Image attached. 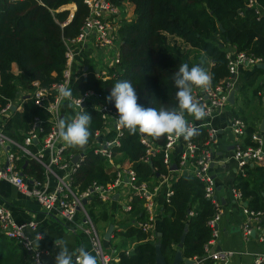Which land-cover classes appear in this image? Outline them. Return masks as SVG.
I'll return each instance as SVG.
<instances>
[{"label": "trees", "instance_id": "16d2710c", "mask_svg": "<svg viewBox=\"0 0 264 264\" xmlns=\"http://www.w3.org/2000/svg\"><path fill=\"white\" fill-rule=\"evenodd\" d=\"M109 1L117 6L128 1L133 7L131 20L119 31L120 63L110 71L108 80L89 75L75 82L72 86L74 96L91 90L100 94L104 103L116 112L114 103L108 102L106 97L115 83L129 81L136 89L139 105L172 110L178 106L174 79L181 64L204 68L205 57L210 64V87L228 78L226 54L230 50L259 58L264 65V0H254L256 7H249V0ZM70 5H74L71 18L67 8ZM86 17L83 0H0V107L8 101H15L19 88L30 90L32 82L37 81L42 87L49 88L60 81L65 65L64 42L79 34ZM166 35L183 40L204 57L197 55L198 61L189 62L188 54L177 47H167ZM13 66H16V75L12 72ZM237 91L240 100L232 110L233 118L242 120L247 127L243 148H256L250 140L255 124L249 122L245 111L254 101L258 103L255 111L263 110L264 69L254 68L243 84L237 85ZM85 110L92 115L90 139L83 148L68 146L66 151L67 156H82L81 167L73 177V186L79 193L93 183L105 187L115 179L113 168L91 150L94 133L102 127L99 115L92 108ZM38 113L31 102L25 103L22 112H15L7 121L4 134L21 143L32 118ZM187 115L185 113V117ZM122 134L120 146L114 150L115 154L122 156L117 164L121 159L129 162L139 183H150L158 176L168 175L162 152L158 151L164 146L167 134L158 139L139 133L130 135L126 129H122ZM141 135L157 147L149 162H145L147 148ZM113 136L110 134L108 138ZM205 139L204 132L192 137L198 144ZM24 164L25 160L18 162L25 175L35 179L42 177V169L34 162H29L28 166ZM233 187L240 191L249 209L264 211V166H248L244 176L235 177ZM171 190L172 197L162 206L161 236L152 241L137 227L138 223L146 221L143 202L133 200L128 213L136 225L114 235L121 242L118 261L114 264H155L156 246L167 264L172 263L177 251L183 260L204 257V247L211 238L207 222L215 214L213 205L204 198V186L193 176L185 175L173 180ZM86 209L95 225L97 221H107V204L94 199ZM189 213L193 215L189 216ZM261 223L264 227V218ZM130 243L134 245L130 247ZM127 249H131L128 256L125 255ZM0 264L30 262L18 245L0 234Z\"/></svg>", "mask_w": 264, "mask_h": 264}, {"label": "built area", "instance_id": "2783aa9c", "mask_svg": "<svg viewBox=\"0 0 264 264\" xmlns=\"http://www.w3.org/2000/svg\"><path fill=\"white\" fill-rule=\"evenodd\" d=\"M83 4L87 8V17L79 34L64 42L65 65L60 81L49 88L42 87L37 81L32 82L30 90L19 88L15 101H8L5 106L0 107V180L11 184L25 197L34 199L43 212L55 213L61 220L77 227L88 238L98 264H114L118 261V253L115 252L110 256L104 251L101 236L88 215L86 206L94 199L104 203L109 201L114 194H119L125 202L124 210L130 212L133 200H142L146 221L138 223L137 227L152 241L154 239L152 229L156 216V190L151 189L148 183L138 182V176L129 162L128 164H117L116 159L120 155L115 154L114 150L120 146V139L123 136L122 129L116 125V112L104 103L100 94L86 90L78 96L73 95L70 102L58 95L60 85H66L72 90L75 82L86 79L89 75H93L95 79L108 80L111 77L110 71L120 63L119 31L124 23L131 20L132 11H129L124 4L117 6L109 0H83ZM256 6L254 0H249V7ZM89 50L101 53L103 66L90 68L87 64H83L80 55L83 51ZM226 60L228 78L215 87L203 90L195 97V101L204 107L205 117L199 119L197 123L188 121L197 130L196 134L205 133V141L198 144L192 138L185 140L183 137L177 138L167 134L164 146L158 149L162 152L163 163L168 169V175L158 176L160 185L166 188L163 204L168 203L173 195L171 184L174 177H171V174L175 173L179 174L178 177L193 176L202 183L204 198L213 205L215 210L214 216L207 222V226L211 229V238L204 247V257L190 260L192 264H230L233 257V253L216 249L221 237L219 224L223 211L215 198L216 184L211 174L214 164L212 146L217 135L212 121L228 104L230 93L237 92L239 67L254 70L262 65V61L234 50L227 52ZM15 73L17 74L16 71L14 75ZM81 97V106L84 109L89 107L96 111L102 124L101 129L94 133L92 153L106 160L114 170L115 179L105 187L93 183L87 190L79 193L73 186V177L81 167L82 156L66 155L68 146L58 137V124L61 120L70 121L82 111ZM27 102H31L39 113L32 118L28 131L23 134L22 142L19 143L4 134V127L7 119L11 118L15 112H22ZM12 107L15 108V112L11 111ZM246 128L245 123L240 119L232 118L229 121L230 134L234 138V148L232 155L225 162L233 161L236 164V176H244L248 166L250 168L264 166V143L258 133L252 134L250 139L257 146L256 148H243L241 145L246 135ZM110 134L114 135L111 139L108 138ZM142 143L147 148L145 162H149L157 149L145 137H142ZM176 149L179 151L177 171L172 172L170 155ZM75 158L77 160L73 163ZM20 160H25L27 164L34 162L38 165L42 169V177L35 179L24 176L22 169L18 167ZM231 194L235 201L241 204L244 202L240 191L236 188L231 189ZM83 201H86L85 205ZM192 215L189 213V216ZM263 218L264 211H253L247 206L241 209L239 231L244 242L249 243L253 240L262 248L253 256L251 264H264V227L261 223ZM35 230L34 222L15 224L10 213L0 201V234L18 245L30 264H44V252L37 248L32 238ZM130 252L131 249H127L125 255L128 256ZM76 257L74 258L75 264Z\"/></svg>", "mask_w": 264, "mask_h": 264}, {"label": "crops", "instance_id": "0c3cea01", "mask_svg": "<svg viewBox=\"0 0 264 264\" xmlns=\"http://www.w3.org/2000/svg\"><path fill=\"white\" fill-rule=\"evenodd\" d=\"M122 4H124L127 9L133 13V7L128 1H124ZM69 7L74 10V5H70L67 8L69 9ZM166 38L167 47L169 49L177 47L182 53L188 54L187 59L189 62L192 61L191 56L193 57L194 55H199L204 57L202 53L192 49L183 40L177 38L176 36L166 35ZM95 55L96 52L94 50H89L87 52L83 51L80 57L83 59V64H87V66L90 68L103 66L104 63L101 53L100 56L96 55L95 57ZM204 60L206 64L204 69L208 72L210 64L205 57ZM15 71L17 72L16 66H13V74ZM251 72L252 70L249 68L239 67L237 85H242L243 82L250 76ZM259 81H263V79H259ZM202 91L203 90L199 88L193 89L192 93L194 100L196 95ZM239 100L240 95L237 91L234 98V104L230 105L233 106V108L231 110L227 108L224 109L220 115L214 118L212 121L213 127L217 130V135L216 141L212 146L214 164L211 168V174L216 184L215 198L219 202L223 211V216L219 224L221 237L217 242L216 249L220 248L223 252L233 253L230 264H251L253 256L260 252L262 248L253 240H251L249 243H245L240 234L239 226L241 222V209L245 206V203L247 207L248 204L245 201L241 204L234 200L231 194V189L233 188V182L236 177V164L233 161L225 162V160L230 158L233 153L234 138L230 134L229 121L233 118L232 110L235 108ZM254 102L245 111L246 118H248L250 123L255 124L254 133H258L259 137L264 143V130L260 131L261 122L264 121V97H262L263 110H259L258 113L255 111V109L258 110V107H256L258 103L257 101ZM9 119H7V121ZM185 119L187 121H194L196 123L200 121L189 114L185 117ZM243 140L244 138L241 141L242 147L244 145ZM178 152L179 151L177 149L171 152V167L176 166L177 164L175 161L179 155ZM120 158H122L121 155L116 159V161H118ZM120 163L128 164V162L123 159H121ZM28 165L29 164L25 162L24 166ZM22 174L24 176H28L24 174L23 169ZM171 175V177H174V179L179 176V174L176 175L175 173ZM159 182L160 181L157 178L152 180L150 183L148 182V186L151 189L156 190V216L154 218L152 229L153 236L155 238H159L158 235L160 234L161 220L163 218V197L166 190L165 186L160 185ZM0 201L3 207L6 208L10 213L12 221L15 224L19 225L28 222H34L36 224V230L34 233H32V238L35 240L37 248L44 252V264H54V257L59 251V249H57L55 246V239H66L68 241V248L73 255V260L76 256H78L79 249L81 248H84L93 256H95L91 250L88 238L85 237L77 227L61 220L55 213L48 214L43 212L40 205L34 199L25 197L11 184L3 180H0ZM104 203L108 205L107 221H97L96 226L101 236L104 251L107 253V255L112 256L115 254V252L118 253V249L121 246V242L117 238H114V235L116 233L125 231L131 226H135L136 223L132 215L124 210L125 202L121 195L114 194L109 201ZM109 226H113V233L109 242H106L103 240V238ZM129 245L131 247L134 245V243H130Z\"/></svg>", "mask_w": 264, "mask_h": 264}, {"label": "clouds", "instance_id": "9594fccd", "mask_svg": "<svg viewBox=\"0 0 264 264\" xmlns=\"http://www.w3.org/2000/svg\"><path fill=\"white\" fill-rule=\"evenodd\" d=\"M211 80V74L203 67L194 65L189 68L187 63L181 64L174 79L178 89L176 93L178 106L172 110L163 107L157 110L154 107L146 108L139 105L136 89L129 81L115 83L106 100L114 103L117 127L126 129L130 135L139 133L158 139L168 134L188 140L196 134L197 130L185 119V113L197 120L206 115L204 107L194 100L193 88L207 90L211 85ZM58 95L69 102L73 98L72 90L66 85L58 87ZM81 105L82 97L80 99ZM81 109L82 111L70 121L61 120L58 124L60 141L72 148H83L91 136L92 115L82 106ZM54 243L59 249L54 257V264H74L73 255L68 248V241L55 239ZM76 264H98V262L89 251L81 248L76 257Z\"/></svg>", "mask_w": 264, "mask_h": 264}, {"label": "water", "instance_id": "95a60500", "mask_svg": "<svg viewBox=\"0 0 264 264\" xmlns=\"http://www.w3.org/2000/svg\"><path fill=\"white\" fill-rule=\"evenodd\" d=\"M257 68L258 69H264V65H259V66H257ZM235 93H236V91H232L230 93L229 98H228V104L229 105H233L234 104ZM11 111L15 112V108L12 107ZM263 130H264V121H262L261 125H260V131H263ZM141 137H144V136L141 135ZM76 160H77V158L74 159L73 163H75ZM170 170L172 172H175V171H177V168H176V166H172ZM85 204H86V201H83V205H85ZM112 233H113V226H109L107 232L104 235L103 240L106 241V242H109V240L111 239ZM158 236L160 237L161 234H159ZM180 248H181V245L178 246V249H180ZM217 251H221V249L218 248ZM155 264H167L165 262L163 256H162V254H161L159 246L155 247ZM171 264H192V261L183 260L180 251H177Z\"/></svg>", "mask_w": 264, "mask_h": 264}, {"label": "rangeland", "instance_id": "374dc122", "mask_svg": "<svg viewBox=\"0 0 264 264\" xmlns=\"http://www.w3.org/2000/svg\"><path fill=\"white\" fill-rule=\"evenodd\" d=\"M69 10H70V12L73 14V12H74V10L73 9H71L70 7H69ZM70 13V14H71ZM96 55H98V56H100V52L99 51H97L96 52ZM191 58H192V61L193 62H196V61H198L199 60V56H196V55H194L193 57L191 56ZM98 59V58H97ZM98 61H99V59H98ZM16 74V73H15ZM229 109V110H231L232 108H233V106H230L229 104H227L226 106H225V108L224 109ZM157 148V147H156ZM121 161V160H120Z\"/></svg>", "mask_w": 264, "mask_h": 264}]
</instances>
